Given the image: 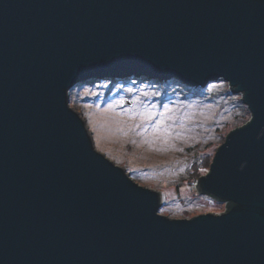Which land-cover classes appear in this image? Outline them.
I'll return each instance as SVG.
<instances>
[{"label":"water","instance_id":"water-1","mask_svg":"<svg viewBox=\"0 0 264 264\" xmlns=\"http://www.w3.org/2000/svg\"><path fill=\"white\" fill-rule=\"evenodd\" d=\"M131 75L243 96L197 185L226 213L163 217L95 150L69 92ZM0 264H264V0H0Z\"/></svg>","mask_w":264,"mask_h":264},{"label":"rangeland","instance_id":"rangeland-1","mask_svg":"<svg viewBox=\"0 0 264 264\" xmlns=\"http://www.w3.org/2000/svg\"><path fill=\"white\" fill-rule=\"evenodd\" d=\"M230 89L223 80L194 88L178 79L131 75L78 84L69 103L98 153L139 186L163 194L160 215L191 220L227 211L197 185L227 136L252 119L243 96Z\"/></svg>","mask_w":264,"mask_h":264},{"label":"snow or ice","instance_id":"snow-or-ice-1","mask_svg":"<svg viewBox=\"0 0 264 264\" xmlns=\"http://www.w3.org/2000/svg\"><path fill=\"white\" fill-rule=\"evenodd\" d=\"M106 86H107V85H105V87H106ZM128 91H129V92H131V91H132V89H131V88H129V89H128ZM144 95H146V96H147V95H148V93H144ZM153 107H154V106H153ZM167 110H168V109H167V107L165 106V111H167ZM149 115H151V113H149ZM160 115H163V114H162V113H160Z\"/></svg>","mask_w":264,"mask_h":264},{"label":"trees","instance_id":"trees-1","mask_svg":"<svg viewBox=\"0 0 264 264\" xmlns=\"http://www.w3.org/2000/svg\"><path fill=\"white\" fill-rule=\"evenodd\" d=\"M227 205V210H229L231 207H232V204H229V203H224Z\"/></svg>","mask_w":264,"mask_h":264}]
</instances>
